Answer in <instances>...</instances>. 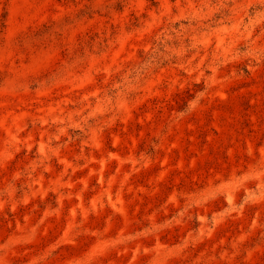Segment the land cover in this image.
<instances>
[{"label": "rangeland", "instance_id": "obj_1", "mask_svg": "<svg viewBox=\"0 0 264 264\" xmlns=\"http://www.w3.org/2000/svg\"><path fill=\"white\" fill-rule=\"evenodd\" d=\"M0 264H264V0H0Z\"/></svg>", "mask_w": 264, "mask_h": 264}]
</instances>
